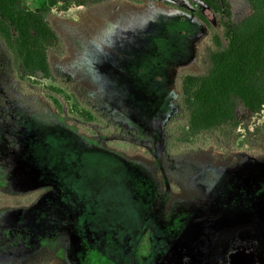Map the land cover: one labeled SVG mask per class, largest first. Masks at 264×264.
<instances>
[{
    "label": "rangeland",
    "instance_id": "1",
    "mask_svg": "<svg viewBox=\"0 0 264 264\" xmlns=\"http://www.w3.org/2000/svg\"><path fill=\"white\" fill-rule=\"evenodd\" d=\"M77 1L46 16L51 81L20 80L0 42V264H264V110L237 106L236 129L199 143L171 135L180 77L215 50L196 15L225 45L220 17L198 0ZM226 1L234 23L249 15Z\"/></svg>",
    "mask_w": 264,
    "mask_h": 264
},
{
    "label": "trees",
    "instance_id": "2",
    "mask_svg": "<svg viewBox=\"0 0 264 264\" xmlns=\"http://www.w3.org/2000/svg\"><path fill=\"white\" fill-rule=\"evenodd\" d=\"M99 1L103 0H79L76 4L84 6ZM198 1L220 17L226 43L223 45L203 15H196L210 32L215 50L209 52L205 73L185 74L179 79L178 104L184 121L172 130L176 144L199 143L205 135L236 129L239 105L251 114L264 110V0H247L250 13L237 23L231 19V8L226 0ZM55 5L56 0H43L36 8H29L24 0H0V42L22 81L31 82L37 77L52 79L47 53L58 48L59 38L46 15ZM48 89L53 94L46 98L61 115L63 108L57 96L62 95V91L51 86ZM73 114L83 123L96 122L89 111L78 109L76 105L71 106ZM168 153L173 154L171 150ZM119 191L109 193L107 189L100 197L111 205L118 198L125 201L128 205L120 209L133 218L127 198Z\"/></svg>",
    "mask_w": 264,
    "mask_h": 264
},
{
    "label": "crops",
    "instance_id": "3",
    "mask_svg": "<svg viewBox=\"0 0 264 264\" xmlns=\"http://www.w3.org/2000/svg\"><path fill=\"white\" fill-rule=\"evenodd\" d=\"M114 1H116V0H113L111 3H113ZM131 1H133V2H128L129 4H137V5H142V6H144V7H146V8H148V11L149 12H151V6H152V2H153V0H141V1H137V0H131ZM143 1V2H142ZM165 1V0H164ZM154 9H155V11L157 10V8H155V7H153ZM152 8V9H153ZM82 9V8H81ZM158 11H159V14H161V9L160 8H158ZM182 14H184V16L186 17V16H190V14H188L187 12H182ZM81 15V14H80ZM47 16V15H46Z\"/></svg>",
    "mask_w": 264,
    "mask_h": 264
}]
</instances>
